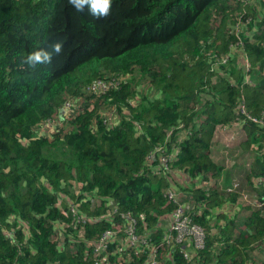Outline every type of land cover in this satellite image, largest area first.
I'll list each match as a JSON object with an SVG mask.
<instances>
[{"label":"trees","instance_id":"16d2710c","mask_svg":"<svg viewBox=\"0 0 264 264\" xmlns=\"http://www.w3.org/2000/svg\"><path fill=\"white\" fill-rule=\"evenodd\" d=\"M57 42L50 63H26ZM98 79L113 85L88 90ZM237 121L252 158L236 189H220L214 132ZM184 128L180 183L156 168ZM168 187L205 245L189 258L163 247L160 264H264L250 253L264 251V0H113L102 18L68 0H0V264H94L92 243L125 225L121 211L159 243ZM115 243L111 262L145 256Z\"/></svg>","mask_w":264,"mask_h":264},{"label":"built area","instance_id":"2783aa9c","mask_svg":"<svg viewBox=\"0 0 264 264\" xmlns=\"http://www.w3.org/2000/svg\"><path fill=\"white\" fill-rule=\"evenodd\" d=\"M241 30L240 25H234L235 33H239ZM227 56L221 58L222 61H225ZM113 80V79H112ZM112 80H95L91 82L87 89L90 90H105L109 85H113ZM65 106L69 107L70 102L66 101ZM239 112L242 115V119H250L253 122H261L262 118L249 114L244 105L239 106ZM238 122V121H237ZM240 122V121H239ZM231 122L229 124H233ZM51 122H43L42 128L46 129L47 125H50ZM223 126V125H222ZM226 126V125H225ZM223 126V127H225ZM183 136L190 134L191 130L189 128L183 129ZM233 138V135H231ZM178 150V145H175ZM159 150L162 151L160 154L161 164L157 166L156 172L166 175L172 171L171 161L174 159L176 151L163 152L165 151L162 146H159ZM153 157V154H151ZM238 181H234L231 186L228 187V190L236 189L238 187ZM243 196L246 194L244 192ZM166 199L171 201L174 204V207L171 211L168 224L164 227V232L161 236V241L155 243L154 240L150 237V233H138L136 228V221L133 215L129 211H121L119 214L122 218L126 220V223L123 227H107L101 235L92 243L91 253L94 258V264H122L120 261V256H118L115 262L109 260V255L111 253L109 245L112 242H116V237L118 232H123L122 238L119 242H116V247L113 249L116 251H122V249L127 246L129 247H138L145 252V256L140 262V264H160L159 255L160 249L164 247V254L168 253V248H171L175 245H181L183 255L186 258H189L190 255L196 250L203 248L205 245V235L206 232L204 228L192 221V218L189 213L186 212V207L179 202L178 192L172 187H168L165 191ZM70 209L75 213V204L71 202L69 204ZM116 211L114 207L111 212ZM107 213V216L111 214Z\"/></svg>","mask_w":264,"mask_h":264},{"label":"crops","instance_id":"0c3cea01","mask_svg":"<svg viewBox=\"0 0 264 264\" xmlns=\"http://www.w3.org/2000/svg\"><path fill=\"white\" fill-rule=\"evenodd\" d=\"M237 59L242 61V54L238 55ZM183 132L184 131H181L176 134V142L172 144L171 151L177 150L175 145H179V141L184 137ZM231 135H233V138H231ZM245 136V130H243L241 122L239 121L229 124L228 126L226 125L225 127L220 125L215 129L210 155L216 162L224 166L216 181L220 189L224 188L225 185H229L231 180H235L236 178L239 179L240 173L244 171V165L249 163V161L245 163L241 159L242 157L247 155L248 160L252 158V153L250 151H243L239 146V141L245 138ZM172 178L176 182H188L187 175L181 169H173ZM164 218L166 219L161 220L160 224L162 228L168 224L170 216H162V219Z\"/></svg>","mask_w":264,"mask_h":264},{"label":"clouds","instance_id":"9594fccd","mask_svg":"<svg viewBox=\"0 0 264 264\" xmlns=\"http://www.w3.org/2000/svg\"><path fill=\"white\" fill-rule=\"evenodd\" d=\"M68 3L77 12H82L87 7L91 15L102 18L110 15L113 0H68ZM62 51L63 43L57 42L52 46L51 52L41 49L29 54L26 58V63L31 66L50 63L53 54L59 55Z\"/></svg>","mask_w":264,"mask_h":264},{"label":"rangeland","instance_id":"374dc122","mask_svg":"<svg viewBox=\"0 0 264 264\" xmlns=\"http://www.w3.org/2000/svg\"><path fill=\"white\" fill-rule=\"evenodd\" d=\"M245 163H247L249 160H248V156L247 155H245L244 157H242L241 158ZM249 164V163H248ZM248 164H246V165H244V169H245V167H247L248 166ZM238 171H240V170H238ZM234 181H240L238 178H236L235 180H231L230 182V184L229 185H227V188L229 187V186H231V184L234 182ZM206 183V185H209L210 183H211V181H207V182H205ZM246 195L245 196H243V193H242V195H241V198L239 199V201H243V199H248V198H250V197H253L251 194H249L250 192H244ZM244 203H245V201H244ZM166 218H164V219H161V220H165ZM159 224H161V223H159ZM166 225V224H165ZM121 238H122V235H120V234H117V237H116V242H119L120 240H121ZM253 256H256L257 258H264V251H263V249H261V250H259L258 248H256V249H253V250H251V252H250ZM247 261L248 262H250L251 260L250 259H247Z\"/></svg>","mask_w":264,"mask_h":264}]
</instances>
